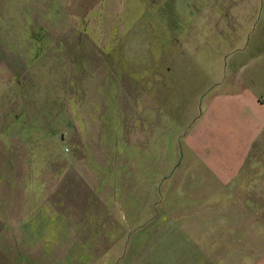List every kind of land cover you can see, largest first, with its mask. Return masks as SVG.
Returning a JSON list of instances; mask_svg holds the SVG:
<instances>
[{
  "label": "rangeland",
  "instance_id": "rangeland-1",
  "mask_svg": "<svg viewBox=\"0 0 264 264\" xmlns=\"http://www.w3.org/2000/svg\"><path fill=\"white\" fill-rule=\"evenodd\" d=\"M240 2L0 0V264H264L182 140L264 49Z\"/></svg>",
  "mask_w": 264,
  "mask_h": 264
},
{
  "label": "crops",
  "instance_id": "crops-1",
  "mask_svg": "<svg viewBox=\"0 0 264 264\" xmlns=\"http://www.w3.org/2000/svg\"><path fill=\"white\" fill-rule=\"evenodd\" d=\"M252 1L264 7V0ZM251 12V16L256 14L261 20L263 11L259 14V9H251ZM240 15L245 21L246 14ZM239 51L243 54L246 50ZM260 54L263 57L258 58ZM260 54L255 52L253 58L252 51L248 57L232 63L235 70L229 80V92L208 98L196 122L182 139L193 151L194 169L195 165L203 166L208 177L219 182L218 188L191 189H203L201 193L207 196L236 198L232 206L238 208L239 214L248 213L252 217L264 202V49ZM259 169L263 170L262 175L255 174ZM236 221L240 225L260 224V219L252 222L250 216Z\"/></svg>",
  "mask_w": 264,
  "mask_h": 264
}]
</instances>
